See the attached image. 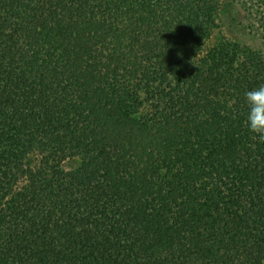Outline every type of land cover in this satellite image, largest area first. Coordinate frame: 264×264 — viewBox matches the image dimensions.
<instances>
[{
  "label": "trees",
  "instance_id": "16d2710c",
  "mask_svg": "<svg viewBox=\"0 0 264 264\" xmlns=\"http://www.w3.org/2000/svg\"><path fill=\"white\" fill-rule=\"evenodd\" d=\"M233 1L0 0V264H264V10L232 39Z\"/></svg>",
  "mask_w": 264,
  "mask_h": 264
},
{
  "label": "clouds",
  "instance_id": "9594fccd",
  "mask_svg": "<svg viewBox=\"0 0 264 264\" xmlns=\"http://www.w3.org/2000/svg\"><path fill=\"white\" fill-rule=\"evenodd\" d=\"M248 104L246 124L248 129L264 142V85L245 93Z\"/></svg>",
  "mask_w": 264,
  "mask_h": 264
},
{
  "label": "rangeland",
  "instance_id": "374dc122",
  "mask_svg": "<svg viewBox=\"0 0 264 264\" xmlns=\"http://www.w3.org/2000/svg\"><path fill=\"white\" fill-rule=\"evenodd\" d=\"M223 2V5L224 6H226V7H228V9H230V2L232 1V0H222ZM236 0H234L233 2H235ZM238 1V3L236 4V2H235V4H236V9H237V13H236V20H235V25H232L233 23L231 22V17L230 16H232L233 14H231L230 13V11H226V13H225V18L223 19L224 20V26H223V29H224V33L228 36V37H230V38H232V39H237V40H239V38H241L240 36H242V35H239V24H238V22H239V0H237ZM252 2V4H253V6H254V8H256V9H259V10H264V1L263 0H252L251 1ZM241 15H243V14H241ZM245 41H247V42H250V39H246ZM258 44V43H257Z\"/></svg>",
  "mask_w": 264,
  "mask_h": 264
}]
</instances>
